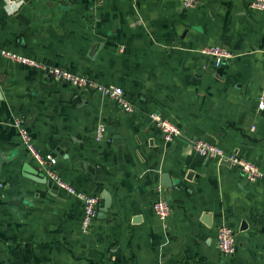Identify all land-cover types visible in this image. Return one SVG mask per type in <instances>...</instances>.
I'll return each instance as SVG.
<instances>
[{"label": "crops", "instance_id": "1", "mask_svg": "<svg viewBox=\"0 0 264 264\" xmlns=\"http://www.w3.org/2000/svg\"><path fill=\"white\" fill-rule=\"evenodd\" d=\"M182 1L0 0V51L119 86L135 105L127 113L0 53V264H264V177L249 183L182 141L214 143L264 173V8ZM214 45L234 56L214 66L201 52ZM153 116L183 139L167 143ZM14 117L64 181L98 196L89 233L81 201L27 171L36 163ZM159 198L171 207L164 222ZM223 224L235 233L228 257L216 243Z\"/></svg>", "mask_w": 264, "mask_h": 264}, {"label": "built area", "instance_id": "2", "mask_svg": "<svg viewBox=\"0 0 264 264\" xmlns=\"http://www.w3.org/2000/svg\"><path fill=\"white\" fill-rule=\"evenodd\" d=\"M2 1L6 5L14 4V0ZM195 3L196 0H183L182 6L189 8L194 6ZM250 5L255 9L261 10L264 8V0H251ZM201 52L211 56L213 65L216 67L227 63L234 56L230 49L220 45L204 47L201 49ZM0 53L2 56L18 63L41 69L45 76L75 87L81 92L97 93L111 99L127 113L135 111V105L126 97L123 89L119 86L105 85L87 75L73 73L59 66L46 65L33 58L13 51L1 50ZM257 108L259 110L264 109V85L258 97ZM154 119L157 122V126L161 130L163 139L167 143H174L176 140L183 139L181 130L173 121L168 118L157 116H155ZM12 124L16 128L22 143L33 157L36 163L37 172L42 177H45L46 180L55 183L59 188L65 190L67 193L73 195L81 201L83 208L81 229L84 233H89L92 227L93 219L97 214L99 204L98 196L79 191L61 178L56 169L57 158L49 153L41 154L38 151L31 141V137L28 132V125L24 119L21 117H14ZM104 129V126L101 124L97 126L95 130L96 140H100L103 137ZM182 141L185 145H190L198 154L205 158H215L218 162L228 161L230 165L235 167L239 174L249 183L255 182L264 177V173L258 165L247 159L239 157L235 152L227 153L218 145L205 140L190 141L184 139ZM4 188L5 183L0 181V190H3ZM152 210L155 216L160 221L164 222L170 215L171 207L165 198H159L154 201ZM234 236L235 233L231 227L224 224L219 227L216 243L220 253L225 257L231 256L235 252Z\"/></svg>", "mask_w": 264, "mask_h": 264}, {"label": "water", "instance_id": "3", "mask_svg": "<svg viewBox=\"0 0 264 264\" xmlns=\"http://www.w3.org/2000/svg\"><path fill=\"white\" fill-rule=\"evenodd\" d=\"M223 163L226 164V165H229V164H230L228 161H223ZM27 171L30 172V175H31L32 177L43 178L44 181H46V178H45V177H42V176L37 172V170L30 169V170H27ZM105 198H107V196H105ZM105 206H106V203H105ZM243 225L245 226V223H244V224L242 223V226H243Z\"/></svg>", "mask_w": 264, "mask_h": 264}]
</instances>
